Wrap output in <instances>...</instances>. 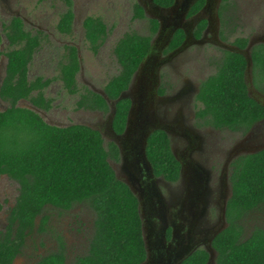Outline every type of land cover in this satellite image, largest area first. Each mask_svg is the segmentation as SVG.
Segmentation results:
<instances>
[{"label": "trees", "instance_id": "obj_1", "mask_svg": "<svg viewBox=\"0 0 264 264\" xmlns=\"http://www.w3.org/2000/svg\"><path fill=\"white\" fill-rule=\"evenodd\" d=\"M61 1L67 10L61 15L57 30L69 35L73 32L75 20L74 2ZM155 2L170 5L172 0ZM134 16L139 20L146 17L138 4ZM152 24L158 27V22L152 21ZM84 29L91 51L98 54L109 34L107 24L99 17H89L84 22ZM6 37L9 50L3 52L0 34V61L3 56L7 58L0 98L10 106L0 110V177L7 175L20 187L16 203L9 211L7 228L0 230V264L15 263L43 215L39 230L45 231L50 220L45 215L48 207L70 211L77 204H88L95 219L86 253L77 256L71 264H142L147 252L139 202L130 188L116 177L109 163V159L116 156L114 145H107L102 134L92 127L80 124L53 126L36 112L33 107L47 112L52 109L44 90L53 80L43 77L34 81L29 79L30 64L42 38L28 32L20 18H14L7 25ZM240 42L241 48H246L248 40L244 38ZM150 49L151 38L136 32L127 33L119 40L114 54L121 72L104 87L108 98L118 100L129 88ZM226 55L218 72L201 85L199 100L203 109L200 114L209 115L215 128L247 133L264 119V105L248 93L246 58L233 52H226ZM253 59L255 70L260 69L262 74L264 50L253 52ZM80 69L78 49L67 47L66 61L61 64L59 77L71 95L79 93L77 76ZM258 79L264 82V77ZM80 96V109L100 111L105 115L110 111L101 94L86 89ZM22 101L31 102L33 107H22L19 105ZM128 107L127 100L117 103L114 129H123ZM156 136L149 145L151 160L155 168L172 179L178 175L179 165L166 135ZM232 167L233 193L227 203V227L213 244L218 253L217 263L264 264V227L253 228L245 240V226L242 224L249 214L264 212V150L238 158ZM58 241L57 250L41 256L35 264H67L66 243L62 237ZM207 260L208 254L198 251L184 264H206Z\"/></svg>", "mask_w": 264, "mask_h": 264}, {"label": "flooded vegetation", "instance_id": "obj_2", "mask_svg": "<svg viewBox=\"0 0 264 264\" xmlns=\"http://www.w3.org/2000/svg\"><path fill=\"white\" fill-rule=\"evenodd\" d=\"M221 1L172 0L170 5H161L155 0H139L150 21L146 37L151 38V49L129 88L120 96L129 102L123 129H114L112 119L114 104L120 98L111 100L104 93L110 111L106 115L93 111L99 116L93 129L102 134L107 145H114L116 156L109 163L116 177L139 202L147 252L142 264H184L198 251L208 254L206 264H218L213 244L227 227L226 218L224 221L221 216L228 178L226 174L219 185L220 156L231 165L238 155H249V151L264 147L263 119L252 126L250 134L247 132V139L240 141L241 153L237 155L232 150L224 155L218 134L230 129L215 128L209 115L200 114V88L207 80L204 74L219 67L226 52L243 55L240 52L246 49L251 56V68L248 70L246 59L245 74L249 95L264 105V83L258 80L261 73L260 69L255 70L253 59V52L264 50V36L247 39L246 48H241L244 38L228 42L227 34L232 30L222 17ZM152 21L158 22V27ZM254 74L257 86L253 83ZM161 133L166 135L179 165L178 175L172 179L155 168L151 160L150 141Z\"/></svg>", "mask_w": 264, "mask_h": 264}, {"label": "rangeland", "instance_id": "obj_3", "mask_svg": "<svg viewBox=\"0 0 264 264\" xmlns=\"http://www.w3.org/2000/svg\"><path fill=\"white\" fill-rule=\"evenodd\" d=\"M73 2L75 13L73 32L64 35L57 30L60 17L67 10L63 1L0 0V34L3 39L1 48L3 52L9 50L6 27L14 18H20L28 32L42 38L41 46L30 64L29 79L34 81L38 77H43L53 82L44 90L45 97L52 103L50 111L37 109L29 101H22L19 105L27 108L33 107L48 124L53 126L68 127L80 124L93 128L99 116L93 111L78 107L81 99L80 93L89 89L103 96L104 87L121 72V66L114 54L116 44L127 33L136 32L143 36L148 35L147 28L150 21L147 18L135 19V8L136 4L140 5L139 0H73ZM221 4V12L224 14L222 17L227 20L228 27L230 25L232 30L227 34L228 42L231 43L235 38L254 40L256 37L264 36V0H222ZM226 8L227 11H223ZM89 17L101 18L109 28L107 40L98 54L91 51L85 38L84 22ZM69 46L78 49L81 61L80 73L77 76L79 93L75 95L67 92L59 77L60 67L66 61ZM216 53L220 54L219 51ZM6 64L7 58L3 56L0 61V88L6 75ZM218 69V66L211 69L204 74L203 78L208 79V76L215 75ZM263 75V72L259 75L260 80L263 79ZM253 83L258 85V81L254 82V78ZM261 89L264 94V84ZM9 106V103L0 98V110H5ZM246 134L233 133L230 130L218 134L219 146L223 154L231 152L241 140L247 139L249 135L246 136ZM261 142L264 143V139ZM245 155H238L235 159ZM219 160L221 163L219 164L218 182L220 185V179L222 178L223 181L226 174L228 175L226 186L227 196L230 199L233 193L231 183L233 167L230 162L227 163L224 156H220ZM19 187V184L7 175L0 177V228L2 229L7 226L9 211L16 203ZM45 215L50 218L45 231L39 230V221L43 215L37 221L35 231L28 238L24 252L14 264H35L41 256L57 250L59 237H62L67 246V264H71L77 256L86 253L95 219L88 204H77L70 211L48 207ZM242 224L245 226V238H249L253 228L264 227V212L249 214Z\"/></svg>", "mask_w": 264, "mask_h": 264}, {"label": "water", "instance_id": "obj_4", "mask_svg": "<svg viewBox=\"0 0 264 264\" xmlns=\"http://www.w3.org/2000/svg\"><path fill=\"white\" fill-rule=\"evenodd\" d=\"M240 53H242L244 56H245V58L247 59V61H248V70H250V68H251V56H250V53H249V51L246 49L245 51H242V52H240ZM122 99H124V96H122L118 101H120V100H122ZM116 106H117V103H115L114 104V114H116ZM36 111V110H35ZM37 112V111H36ZM132 115V112L130 113V116ZM112 119H114V116H113V118ZM130 120H131V118H130ZM129 123H130V121H129ZM262 150H264V147H261V148H257V149H254V150H252V151H249L248 153H250V154H255V153H258V152H260V151H262ZM241 151H243V144L242 143H239L236 147H235V149H234V152L233 153H236L237 155L239 154V153H241ZM225 195L223 196V205H222V216H221V218L222 219H224V221H225V218H226V209H227V203H228V196H226L227 195V186L225 185ZM217 234V233H216ZM211 240V239H210ZM208 250L210 251V252H212L211 250H210V247H208Z\"/></svg>", "mask_w": 264, "mask_h": 264}]
</instances>
